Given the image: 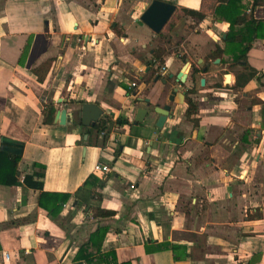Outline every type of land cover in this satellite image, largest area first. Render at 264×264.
<instances>
[{
    "label": "crops",
    "instance_id": "crops-1",
    "mask_svg": "<svg viewBox=\"0 0 264 264\" xmlns=\"http://www.w3.org/2000/svg\"><path fill=\"white\" fill-rule=\"evenodd\" d=\"M151 1L0 0V141L20 149H0L3 168L20 155L0 173V264H78V248L100 228L101 251L118 262L264 264V31L243 62L216 63L209 55L229 30L214 15L220 0H162L175 11L157 35L139 20ZM251 13L263 20L264 3ZM47 60L40 81L33 70ZM238 72L252 76L235 87ZM187 98L196 104L189 116ZM90 102L103 131L76 116ZM165 103L158 128L153 109ZM49 104L66 109L65 124L55 113L44 121ZM138 108L148 109L141 122Z\"/></svg>",
    "mask_w": 264,
    "mask_h": 264
},
{
    "label": "trees",
    "instance_id": "trees-1",
    "mask_svg": "<svg viewBox=\"0 0 264 264\" xmlns=\"http://www.w3.org/2000/svg\"><path fill=\"white\" fill-rule=\"evenodd\" d=\"M252 2L250 12H245L244 9L248 4V0H220V4L215 8L214 15L217 18L229 22V30L224 38L226 46L224 48L216 47V49L209 55L211 58H221L222 62L229 61L232 65L238 64L239 61L243 62V59H245L247 52L252 47V43L255 38L262 34L260 33L261 31H264V19H256L251 13L252 9L257 4L264 3V0H252ZM185 13L192 16L196 22L202 20L204 17L202 13L195 11L185 10ZM28 46L26 47V50H24L26 53ZM163 53L164 48L158 46L154 49L153 56L156 60H160V62H162L161 57ZM224 55L227 57H223ZM50 63L51 61L47 60L33 70L36 73L38 80L42 81L44 79V75L46 74ZM147 64L149 66L153 65V61H149ZM242 65L246 66V63H242ZM196 73L197 70L193 68L192 76L194 77ZM251 76V72L236 73L235 87L241 86V84L244 81H247ZM190 92H194V88H191ZM187 103L188 108L186 110V114L189 116L196 111V104L190 98H187ZM54 113V105L49 104L44 113V121L46 123H51L53 121ZM105 124V120L100 119L94 127L98 131H103ZM0 154V173H2L3 170L4 172H7L8 170L14 171L17 162L20 159V155L16 154L11 156L12 158L10 160H6V162L9 163V166L3 168V157L6 153L1 152ZM0 181H2L1 177ZM44 195L45 194L42 193L41 200L44 199ZM55 196L61 201H65L67 198L66 194H57ZM41 200L39 202L40 204H42ZM58 209H60V206H57V208L52 211V214H54ZM94 214L96 216L104 217L111 216L114 213L112 211L97 208L94 210ZM104 234L105 231L101 228L93 232L89 239L78 248L74 260L78 262V264H131L129 261L118 262L116 252L113 250L106 252L101 251V243L104 238Z\"/></svg>",
    "mask_w": 264,
    "mask_h": 264
},
{
    "label": "water",
    "instance_id": "water-1",
    "mask_svg": "<svg viewBox=\"0 0 264 264\" xmlns=\"http://www.w3.org/2000/svg\"><path fill=\"white\" fill-rule=\"evenodd\" d=\"M175 11V5L172 3L162 1V0H152L148 7L143 11L139 16V20L148 26L155 35H157L164 25L167 23L173 12ZM225 36V35H224ZM215 62H219V59H215ZM191 69V65L188 61H185L181 71L176 75V81L183 83ZM205 71L206 69L203 68ZM170 77L172 75H169ZM230 77V74H225V81L228 83L227 79ZM157 80V78H156ZM166 80L164 81V84ZM200 84H204V78L200 79ZM178 92L177 88H172L167 96L169 102L175 99V96ZM184 98L185 94L180 92V97ZM60 101V100H59ZM144 102L148 103V99H144ZM171 111V106L168 103L163 105L157 104L153 109V112L157 115L155 125L156 127H162L164 121L169 117ZM102 114V109L93 102L83 103L80 107V110L76 112L81 120V124L85 127H93L99 120L100 115ZM148 114V109L138 108L136 112L135 122H141L144 120V117ZM68 118V113L66 109H59L55 113L54 121L60 124H65ZM0 149L9 153H19L20 149L17 147V144L7 138H2L0 141Z\"/></svg>",
    "mask_w": 264,
    "mask_h": 264
},
{
    "label": "built area",
    "instance_id": "built-area-1",
    "mask_svg": "<svg viewBox=\"0 0 264 264\" xmlns=\"http://www.w3.org/2000/svg\"><path fill=\"white\" fill-rule=\"evenodd\" d=\"M247 12H250V10H247ZM162 69H164V67H162ZM128 85H129V88L132 89V88H134L136 86V83L131 81V82H129ZM130 92H132V91H130ZM95 170L96 171H102V172H105V173H109L111 171V169H110V167L108 165L101 164V163L96 164ZM0 229H1V226H0ZM2 256H3L4 259H8L9 258L8 253L5 252V251L2 253Z\"/></svg>",
    "mask_w": 264,
    "mask_h": 264
},
{
    "label": "rangeland",
    "instance_id": "rangeland-1",
    "mask_svg": "<svg viewBox=\"0 0 264 264\" xmlns=\"http://www.w3.org/2000/svg\"><path fill=\"white\" fill-rule=\"evenodd\" d=\"M190 17H191L192 21H194V20H195L194 18H192V16H190ZM194 22H195V21H194ZM194 26H195V25H193V24H192V25H190V27H192V28H193ZM167 36H168V35H161V37H160V38H161L162 40H166V39H167V38H166ZM158 46H159V45H158ZM163 47H164V46H163Z\"/></svg>",
    "mask_w": 264,
    "mask_h": 264
},
{
    "label": "bare ground",
    "instance_id": "bare-ground-1",
    "mask_svg": "<svg viewBox=\"0 0 264 264\" xmlns=\"http://www.w3.org/2000/svg\"><path fill=\"white\" fill-rule=\"evenodd\" d=\"M230 78H231V76L227 79L228 82L230 81Z\"/></svg>",
    "mask_w": 264,
    "mask_h": 264
}]
</instances>
